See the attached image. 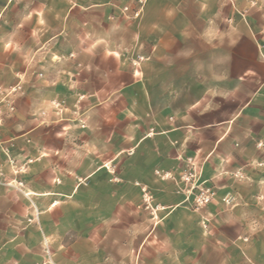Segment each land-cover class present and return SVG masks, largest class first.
<instances>
[{
    "label": "rangeland",
    "instance_id": "374dc122",
    "mask_svg": "<svg viewBox=\"0 0 264 264\" xmlns=\"http://www.w3.org/2000/svg\"><path fill=\"white\" fill-rule=\"evenodd\" d=\"M255 40L264 0H0V264H255Z\"/></svg>",
    "mask_w": 264,
    "mask_h": 264
},
{
    "label": "crops",
    "instance_id": "0c3cea01",
    "mask_svg": "<svg viewBox=\"0 0 264 264\" xmlns=\"http://www.w3.org/2000/svg\"><path fill=\"white\" fill-rule=\"evenodd\" d=\"M254 35V34H253ZM255 38V36H254ZM256 42V46H254V50L255 52H253L254 50L251 48V52H250V56H249V60H250V65L253 66L254 63H253V60H254V53H258V54H261L262 53V50L264 51V46L263 44L259 43L257 40H255ZM252 70H256V71H260L259 68H255V69H252ZM220 140V138L218 139ZM253 262L255 264H264V254H260V255H256L254 258H253Z\"/></svg>",
    "mask_w": 264,
    "mask_h": 264
},
{
    "label": "bare ground",
    "instance_id": "6f19581e",
    "mask_svg": "<svg viewBox=\"0 0 264 264\" xmlns=\"http://www.w3.org/2000/svg\"><path fill=\"white\" fill-rule=\"evenodd\" d=\"M45 241V240H44ZM46 242V241H45Z\"/></svg>",
    "mask_w": 264,
    "mask_h": 264
}]
</instances>
